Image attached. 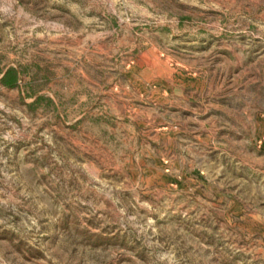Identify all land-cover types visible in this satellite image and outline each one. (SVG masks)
<instances>
[{
    "label": "rangeland",
    "instance_id": "1",
    "mask_svg": "<svg viewBox=\"0 0 264 264\" xmlns=\"http://www.w3.org/2000/svg\"><path fill=\"white\" fill-rule=\"evenodd\" d=\"M9 68L0 264H264V0H0Z\"/></svg>",
    "mask_w": 264,
    "mask_h": 264
},
{
    "label": "trees",
    "instance_id": "2",
    "mask_svg": "<svg viewBox=\"0 0 264 264\" xmlns=\"http://www.w3.org/2000/svg\"><path fill=\"white\" fill-rule=\"evenodd\" d=\"M2 78L0 80L1 85L7 89L19 88V81L21 77V72L15 68H9L6 71H0ZM41 99H39L40 101Z\"/></svg>",
    "mask_w": 264,
    "mask_h": 264
}]
</instances>
